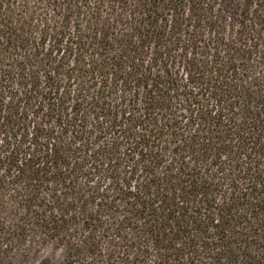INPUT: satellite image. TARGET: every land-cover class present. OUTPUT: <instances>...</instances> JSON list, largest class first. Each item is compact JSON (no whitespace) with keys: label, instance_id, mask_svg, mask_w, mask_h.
Wrapping results in <instances>:
<instances>
[{"label":"trees","instance_id":"16d2710c","mask_svg":"<svg viewBox=\"0 0 264 264\" xmlns=\"http://www.w3.org/2000/svg\"><path fill=\"white\" fill-rule=\"evenodd\" d=\"M0 264H264V0H0Z\"/></svg>","mask_w":264,"mask_h":264},{"label":"rangeland","instance_id":"374dc122","mask_svg":"<svg viewBox=\"0 0 264 264\" xmlns=\"http://www.w3.org/2000/svg\"><path fill=\"white\" fill-rule=\"evenodd\" d=\"M46 256V255H45Z\"/></svg>","mask_w":264,"mask_h":264}]
</instances>
